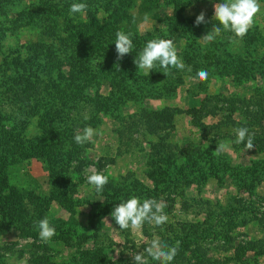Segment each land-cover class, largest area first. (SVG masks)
<instances>
[{"label":"rangeland","instance_id":"374dc122","mask_svg":"<svg viewBox=\"0 0 264 264\" xmlns=\"http://www.w3.org/2000/svg\"><path fill=\"white\" fill-rule=\"evenodd\" d=\"M218 2L224 0H0V149L19 158L7 162V185L25 194L24 213L37 211L56 229L43 240L41 219L27 228L0 217V264H134L155 237L181 242L171 264H264V122H254V102L264 107V0L242 39L222 31L213 42L199 40L219 26ZM73 3H86V12L70 13ZM123 7L128 19L110 20ZM201 11L206 23L195 26ZM91 18L132 34L133 52L119 68L115 31L99 45L98 36L89 45L66 42L64 23ZM155 38L172 39L191 72L138 70L136 56ZM200 70L206 80L193 79ZM203 103L210 113L203 130L182 112L158 135L126 128L143 107L186 111ZM89 126L100 135L78 145L77 130ZM238 127L254 134V148L232 143V151L214 155ZM55 136L62 139L51 162L20 158L29 143ZM93 168L109 178L101 193L87 183ZM131 197L162 201L167 223L119 229L110 214Z\"/></svg>","mask_w":264,"mask_h":264},{"label":"clouds","instance_id":"9594fccd","mask_svg":"<svg viewBox=\"0 0 264 264\" xmlns=\"http://www.w3.org/2000/svg\"><path fill=\"white\" fill-rule=\"evenodd\" d=\"M88 5L86 3H73L70 7V13L84 14ZM213 19L219 22V26L214 24L202 39L207 42H213L220 37L222 31L231 32L237 38H243L255 25V21L262 14V6L260 0H224L213 5ZM149 17L145 14L143 23L147 24ZM206 23L205 12L201 11L195 19V26ZM115 50L117 53L116 68H119V61L126 55L133 52V40L131 33L124 31L116 32ZM138 70H143L146 75H149L153 69L159 65L163 69V74L170 76L171 69L187 70L191 72V67L186 66L180 58L175 43L172 39L155 38L149 40L146 46L140 52L134 61ZM208 72L200 70L196 73L193 79L201 81L206 80ZM235 140L233 142L218 143L214 155L219 156L224 152L232 151L231 144H244L246 151L254 148V134L249 132L247 127H238L233 129ZM100 133L92 127H85L82 132L77 130L74 140L78 145H84L93 141V137ZM90 174L87 175V183L95 192L101 193L104 187L108 184L109 178L101 171L94 168L90 169ZM164 203L154 198L140 200L138 197H131L126 201L118 203L111 217L116 225L121 230L141 229L145 223L162 227L168 221V216L163 212ZM106 221L107 217L104 219ZM39 236L43 240H49L56 234V229L50 224L47 217L37 222ZM180 241H176L175 245H169L163 242L158 237L153 238L143 252H139L133 256L134 264H149V257L159 264H171L180 249ZM146 254V255H145Z\"/></svg>","mask_w":264,"mask_h":264},{"label":"trees","instance_id":"16d2710c","mask_svg":"<svg viewBox=\"0 0 264 264\" xmlns=\"http://www.w3.org/2000/svg\"><path fill=\"white\" fill-rule=\"evenodd\" d=\"M124 8V9H123ZM119 12H115L112 15L110 20L113 18L114 21L118 22L122 20L123 18L128 19L126 7H123ZM156 17V16H155ZM72 22V21H71ZM70 21L67 23H64L65 29L63 30L64 33H66V42L72 41V42H78L76 40L84 41L83 39H86L84 43L87 45L91 44L94 40L93 38H97V44L99 45L100 40L102 39V36H104V33H107V31L112 30L115 33L118 31L116 27L113 26V24L108 21L104 23L103 25L99 23L98 20L91 18L89 23H81V24H72ZM38 53H42L40 50H38ZM117 57V56H116ZM128 70L125 69V72ZM15 82V80H14ZM16 85V84H15ZM26 89H29V86L24 85L21 89V91H26ZM35 90V89H33ZM153 90V89H152ZM36 94V91H32L30 95ZM228 104L233 106L236 102H240L239 100H226ZM242 104H247L248 102L246 100L241 101ZM255 104V114H254V122L257 124V126H260L262 122H264V107L263 103L260 100H256L254 102ZM203 107L201 109L197 108H191L186 111H181L177 109H172L169 107H164L162 109H151L147 107H143L136 115V118L131 121L129 125H127L126 128L131 129V126L133 128L142 127L144 130H146L151 135H158L159 133L166 131V130H172L174 125V114L175 113H185L189 115L192 119L193 124L203 130L206 128V125L201 121V119L206 116L207 114H210L209 112H204L206 105L203 103ZM212 114H214L213 111H211ZM228 122L233 124L231 117H227ZM119 135H122L121 132H119ZM63 137V136H62ZM61 136H55V137H44L36 141L35 143H29L24 152L21 153V156L26 158H35V159H42L47 160V162H51L53 158L56 156V149H58V144L56 143L57 140L60 142ZM0 139V144L2 145ZM71 142V141H70ZM9 149H0V217L1 222L3 224L5 223H12L17 224L20 223L22 226H34L36 224V219H42V214L33 211V214L29 210H25L24 213L22 211V207H20L19 200L24 198L25 194L22 192H19L14 187L10 188L7 185V162L14 163L19 161V158H17V153L14 151L10 155L7 154V151ZM13 154V155H12ZM188 158L189 153H187ZM84 160L78 162V166L76 167V171L79 173L81 172L83 168ZM31 193H27L26 196L29 198ZM34 196H30V199H32ZM37 213V214H36ZM34 237H36L35 234H33ZM91 257V256H90ZM92 260V259H90ZM35 264H41L40 261H35Z\"/></svg>","mask_w":264,"mask_h":264}]
</instances>
